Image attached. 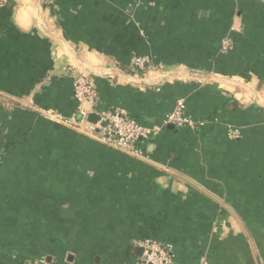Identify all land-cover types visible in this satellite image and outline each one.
Masks as SVG:
<instances>
[{"label": "crops", "instance_id": "1", "mask_svg": "<svg viewBox=\"0 0 264 264\" xmlns=\"http://www.w3.org/2000/svg\"><path fill=\"white\" fill-rule=\"evenodd\" d=\"M78 72L98 94L83 112ZM178 100L201 126L134 153L63 123L158 128ZM259 104L263 0H0V264H141L145 240L175 264H264Z\"/></svg>", "mask_w": 264, "mask_h": 264}, {"label": "built area", "instance_id": "2", "mask_svg": "<svg viewBox=\"0 0 264 264\" xmlns=\"http://www.w3.org/2000/svg\"><path fill=\"white\" fill-rule=\"evenodd\" d=\"M264 1V0H263ZM229 46L228 41H224L222 49L226 50ZM131 67L135 71H151L150 60L148 57H133ZM73 97L79 105V109L85 104L93 106L98 94L91 83L88 75L84 72H78L72 77ZM83 118L85 114L82 113ZM57 119V117H55ZM58 120V119H57ZM76 126L77 129H84L88 134L97 137L101 142L114 147L120 151L134 153L133 147L138 141L146 140L149 136L157 133L161 128L172 126L174 129L194 128L201 126V123H195L185 114V104L183 100H178L173 111L165 116L163 123L158 128H149L144 126L136 119L129 118L123 113L108 111L101 113L95 124L85 126V119L81 121L64 120L63 123ZM238 136V132H234ZM142 250L143 260L141 264H175L170 249L166 245L152 240H145L138 244ZM30 264H46L42 259ZM205 264V263H201Z\"/></svg>", "mask_w": 264, "mask_h": 264}, {"label": "water", "instance_id": "3", "mask_svg": "<svg viewBox=\"0 0 264 264\" xmlns=\"http://www.w3.org/2000/svg\"><path fill=\"white\" fill-rule=\"evenodd\" d=\"M175 76L176 77H178V76L179 77H191L192 75L188 72H182V73L175 74ZM198 77H203V76H198ZM168 78H172V76H168ZM259 105L264 106L263 104H259ZM98 119H99L98 115L90 114L87 121L92 123V124H95L98 121ZM167 128L169 130L174 129L172 126H167ZM139 252H142L141 249L139 250Z\"/></svg>", "mask_w": 264, "mask_h": 264}, {"label": "trees", "instance_id": "4", "mask_svg": "<svg viewBox=\"0 0 264 264\" xmlns=\"http://www.w3.org/2000/svg\"><path fill=\"white\" fill-rule=\"evenodd\" d=\"M145 73V71H138V76L139 75H143ZM129 118H132V117H130V116H128ZM132 119H135V118H132Z\"/></svg>", "mask_w": 264, "mask_h": 264}]
</instances>
